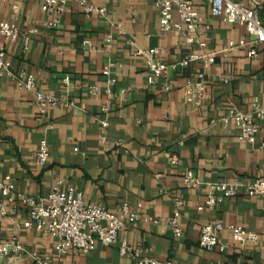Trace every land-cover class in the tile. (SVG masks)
Wrapping results in <instances>:
<instances>
[{
  "label": "crops",
  "instance_id": "1",
  "mask_svg": "<svg viewBox=\"0 0 264 264\" xmlns=\"http://www.w3.org/2000/svg\"><path fill=\"white\" fill-rule=\"evenodd\" d=\"M91 1L105 14L86 16L68 0L59 25L39 28L26 50L21 39L0 38L11 70L33 72L37 88L57 99L42 115L32 92L0 75V168L14 183L13 199L5 201L7 213L0 216V239L15 236L27 249L49 255L54 264H137L130 255L120 254L117 244L97 242L89 253L61 254L51 236L23 226L28 208L20 196L44 199L58 183L60 189L74 188L84 202L100 203L111 212L128 204L138 219L119 231L118 240L140 247L144 256L189 264H264V195L217 193L213 207L199 211L207 188H186L182 181L187 171L201 182L238 181L244 186L264 179V121L253 144L239 138L233 122H222L231 109L249 112L255 98L264 103V45L255 46V57L247 55L250 46L223 52L228 41L249 36L242 26L212 16L205 0H191L203 17L204 48L160 30L154 0ZM252 3L264 6V0ZM49 18L41 0H0V21L15 22L21 32ZM259 18L264 27V7ZM108 34L111 47L105 50ZM137 48H158V57L168 64L190 53L215 55L212 63L199 58L148 84L145 58L134 53ZM109 59L114 62L112 84L102 74ZM201 72L206 84L199 96L186 82H195ZM66 75L68 85L62 82ZM164 81L171 90L162 89ZM90 86L99 92L91 94ZM42 138L49 158L40 166L35 153ZM174 198L182 201L178 238L168 224ZM213 220L255 231L258 239L240 243L224 230L219 235L223 251L202 248L201 228ZM0 264L36 263L27 256H8L0 258Z\"/></svg>",
  "mask_w": 264,
  "mask_h": 264
},
{
  "label": "built area",
  "instance_id": "2",
  "mask_svg": "<svg viewBox=\"0 0 264 264\" xmlns=\"http://www.w3.org/2000/svg\"><path fill=\"white\" fill-rule=\"evenodd\" d=\"M86 16L93 14L104 15L105 9L94 4L91 0H74ZM209 5L212 16L221 17L224 22L242 26L248 34V39L230 40L223 52L232 48L250 46L247 55L257 56L255 46L264 45V27L259 18V10L264 6L254 4L252 0H205ZM159 11V27L164 32H174L183 36L188 45L196 44L200 48L205 47V42L201 39L203 17L198 12L191 0H154ZM248 3V5H247ZM68 8V0H41V9L50 15L46 21L38 25L31 26L25 32H21L15 22L10 20L0 21V38L9 42H16L21 39L23 50L28 48L32 35L38 33L39 28H56L60 23L61 15ZM112 36L108 34L105 38L104 49L111 47ZM136 55L143 56L146 62L148 84H155L158 78L166 77L169 69L188 64L190 61L202 58L206 63L214 61V53L203 55L188 54L178 62L165 63L158 57V48H137ZM114 66L113 60L109 59L102 69V74L107 77L108 84L115 82L111 77V69ZM8 75L18 87H23L33 93L35 102L40 114L44 115L50 106L57 103V99L50 96L36 86V76L33 72L20 69L16 72L11 70V61L7 50L0 46V75ZM225 79V78H224ZM62 82L68 85L70 77L64 76ZM206 79L203 72L197 75L195 82L187 80L186 85L190 90L195 91L199 96L203 95ZM162 89L169 91L172 85L164 81ZM107 92L110 88L107 87ZM125 89H121V92ZM89 92L93 95L99 92L97 86H90ZM102 111L107 112V104L102 106ZM264 121V103L256 98L251 103L249 112L242 113L229 110L223 117L222 122L226 126L230 122L239 130V138L247 143L253 144L260 139L261 122ZM102 127L107 126L106 119L99 121ZM264 150V142L260 144ZM49 158V150L45 138L40 139L35 153V161L38 165H44ZM171 163H176L175 156H171ZM183 185L186 188H196L204 185L208 192L203 203L197 209L211 208L215 204L216 194L220 193L227 197L238 195L241 190L247 197L264 195V179L256 178L246 185L238 181L201 182L193 172L187 171L183 174ZM14 183L10 174L3 173L0 168V216L7 213L5 201L13 199ZM21 202L28 208V219L23 222L26 228H33L44 235H49L54 239V248L58 253L75 251L79 253L91 252L97 242L105 245H118V251L122 255H130L137 260V264H189L176 263L170 260H157L142 254L138 246L130 245L127 240H118L119 231L127 224L138 219L137 214L131 212L128 204L123 203L113 212L109 211L100 203L84 202L82 193L74 188L62 190L58 183L54 184L44 199H35L31 196L21 195ZM182 201L174 198L173 214L168 220V224L174 237L182 235V229L178 221L179 208ZM140 205V204H138ZM228 230L237 242H255L258 233L243 226L224 223L222 220H213L205 224L200 231L199 245L202 248L211 250L217 247L220 251L225 249L219 235ZM8 256H27L36 264H54L52 258L47 254H39L34 250H29L21 245L17 237L0 239V258ZM228 264V263H222Z\"/></svg>",
  "mask_w": 264,
  "mask_h": 264
}]
</instances>
